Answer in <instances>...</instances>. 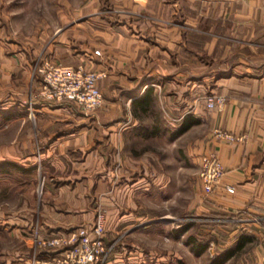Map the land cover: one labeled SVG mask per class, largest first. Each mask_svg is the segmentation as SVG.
<instances>
[{"label":"rangeland","instance_id":"obj_1","mask_svg":"<svg viewBox=\"0 0 264 264\" xmlns=\"http://www.w3.org/2000/svg\"><path fill=\"white\" fill-rule=\"evenodd\" d=\"M211 1L0 0V264H32L33 258L44 254L40 240L89 224L78 221L56 234L42 231L46 227L44 221L49 219L46 215L49 204L55 209L53 213L67 209L50 197V193L58 194L63 184L71 188L78 181L87 183L86 188L81 186L78 196L89 198L84 207L90 211V222L100 211L105 213L106 264H207L215 254L235 246L236 237L222 226L232 221L225 214L218 217L211 210L210 197L206 194L209 190L201 179V154L196 151V138L202 141L211 131L208 122L201 120L174 139L172 134L178 127L171 122L175 113L165 109L159 98L147 110L133 109L132 115L139 111L143 122H154L157 125L152 127L160 128L153 138L138 142L141 149L155 150L159 181L150 190V198L147 191L141 195L138 208L132 207L131 202L116 211L113 205L111 209L106 207L105 194L92 185L102 177L100 170L74 174L56 167L47 169L45 159L40 157L42 145L36 140V106L46 100L40 93L37 67L51 59L56 49L63 59L84 50L102 52L101 32L106 30L125 28L126 32L137 35L141 58L137 62L138 72H153L158 79L164 70H169L174 80L172 86H177L179 79L185 83L189 101L193 97L199 98L198 104L206 100L201 112L207 118L211 108L207 99L212 95L217 69L223 63L214 60L219 46L213 47L211 42L210 30L217 21L212 17ZM186 25L187 44L166 42L169 40L166 28ZM68 64L86 67L83 63ZM92 66L95 65L86 68L103 70ZM179 71H182L180 78ZM160 79L154 82V88L163 97ZM103 103L104 100L85 114L94 145L98 144L95 138H99L103 127L100 120ZM76 106L73 108H79ZM193 108L188 103L182 111L192 116ZM61 117L56 119V127H63ZM108 200L115 203V197ZM123 214H128L124 220ZM145 224L149 225L148 229ZM182 227L186 230L178 234ZM190 234L198 242L207 243L204 253L194 252L188 242ZM252 246L239 249L226 264H264L263 255L259 258Z\"/></svg>","mask_w":264,"mask_h":264},{"label":"crops","instance_id":"obj_2","mask_svg":"<svg viewBox=\"0 0 264 264\" xmlns=\"http://www.w3.org/2000/svg\"><path fill=\"white\" fill-rule=\"evenodd\" d=\"M211 2L212 17L217 19L210 30L211 42L213 47L219 46L214 60L223 62L215 74L211 94L222 97L223 102L209 108L207 118L201 112V105L206 100L202 99V104H198L199 98L195 97L189 101L185 83L179 79L177 86H172L174 80L169 70L157 76L161 78L158 79L162 82L163 97L154 88V82L158 80L155 73L138 72L137 62L141 58L137 35L126 32L125 28L121 31L106 30L101 32L102 52L100 50L99 55L93 50H84L78 54L70 53L63 59L56 49L51 58L67 63H83L86 67L93 64L92 69L107 70L108 75L99 81L104 103L100 108L103 127L100 128L99 138H95L98 144H93L86 112L73 108L76 105L66 100L64 103H52L46 99L37 104L36 140L43 148L40 157L45 159V168L56 167L62 172L74 174L98 169L102 177L91 184L105 194L107 208L111 209L113 205L116 211L131 202L132 207L138 208L141 195L147 191L150 198V190L159 181L156 180L155 150L149 147L141 149L138 142L153 138L157 133L154 132L156 126H152L157 124L143 122L139 111L132 115V110H147L152 101L159 98L165 109L175 113L171 124L179 128L187 117L184 109L191 103L194 105L192 116L199 121L172 137L182 136L201 120L208 122L211 131L202 137V141L196 138V151L201 154L200 164L202 155L211 152L216 153L225 164L220 183L206 192L210 197V208L218 217L225 214L232 221L222 226L233 233L236 243L242 236L250 237L242 249L251 244L260 258L264 254V0ZM166 29L168 37L165 38L169 39L166 42L187 44V25ZM133 61L136 63L133 64ZM177 74L182 77V71ZM129 113L131 116L127 117ZM59 115L63 116L60 119L64 123L60 128L55 126ZM216 129L242 137L228 142L213 134ZM9 156H12L11 153ZM81 186L86 188L87 183L78 181L71 188L63 184L58 194L50 193V197L67 206V209L53 213L55 209L49 204L46 214L49 219L44 221L46 227H42L44 234L66 231L78 221L89 222L88 225L94 223L95 220L90 222V211L84 207L89 198L78 196ZM109 196L115 197L114 204L109 202ZM127 215L123 214L121 219H126ZM148 224L144 225L147 229Z\"/></svg>","mask_w":264,"mask_h":264},{"label":"built area","instance_id":"obj_3","mask_svg":"<svg viewBox=\"0 0 264 264\" xmlns=\"http://www.w3.org/2000/svg\"><path fill=\"white\" fill-rule=\"evenodd\" d=\"M100 53V50H96ZM40 76V93L50 101H71L83 112L99 107L104 95L100 79L107 70H89L84 65L68 64L47 59L37 67ZM223 102L220 96L207 99L209 107ZM215 135L228 142L241 139L233 132L216 129ZM225 164L216 153H205L201 158V179L207 190H212L222 180ZM230 187V186H229ZM105 213L100 211L92 225H83L66 234H56L40 240L43 256L33 258L32 264H105ZM264 259V254H263Z\"/></svg>","mask_w":264,"mask_h":264},{"label":"trees","instance_id":"obj_4","mask_svg":"<svg viewBox=\"0 0 264 264\" xmlns=\"http://www.w3.org/2000/svg\"><path fill=\"white\" fill-rule=\"evenodd\" d=\"M199 119L195 118L193 116L188 115L184 121L182 122V124L179 126V128L173 132V136L179 135L181 133H183L184 131H186L191 125H193L194 123L198 122ZM160 131V128L157 126L154 129L155 133H158ZM184 230H186V228L182 227L179 228L178 234L182 233ZM251 238L248 236H242L239 241L236 243L235 246L227 248L226 250L219 252L217 254H215L210 262H208L207 264H224L229 258L233 257L236 252L241 249L244 244L250 240ZM188 242L190 244L193 245V250L196 254H202L206 251L207 249V243L205 242H198L197 237L194 234H190L188 236ZM182 264H186V263H182Z\"/></svg>","mask_w":264,"mask_h":264}]
</instances>
